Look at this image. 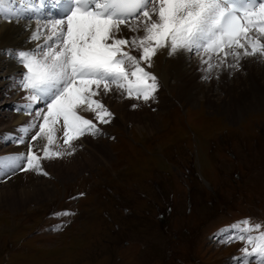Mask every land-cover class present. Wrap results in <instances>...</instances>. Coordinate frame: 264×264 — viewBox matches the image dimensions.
Returning a JSON list of instances; mask_svg holds the SVG:
<instances>
[{
  "label": "snow or ice",
  "instance_id": "6c2138e0",
  "mask_svg": "<svg viewBox=\"0 0 264 264\" xmlns=\"http://www.w3.org/2000/svg\"><path fill=\"white\" fill-rule=\"evenodd\" d=\"M0 19L35 24L34 48L0 50L24 69L8 79L27 101L15 110L31 117L9 137L26 148L0 155V183L18 172L50 177L46 161L104 135L100 125L115 119L105 97L135 101L132 109L156 102L160 84L147 69L161 51L198 57L205 80L240 71L247 58L264 60V0H0ZM222 235L243 244L234 264H264V224L246 218Z\"/></svg>",
  "mask_w": 264,
  "mask_h": 264
},
{
  "label": "rangeland",
  "instance_id": "374dc122",
  "mask_svg": "<svg viewBox=\"0 0 264 264\" xmlns=\"http://www.w3.org/2000/svg\"><path fill=\"white\" fill-rule=\"evenodd\" d=\"M255 59L247 61L253 66L256 65ZM212 75L215 77L216 73ZM202 76H199V81L203 80L204 88L199 89L195 104L174 99L173 102L181 105H172L163 115H156L147 109L155 116L156 123L152 130L145 131L140 128L136 119L129 120L116 112L114 122L117 124L110 127L112 131L119 132L116 142L108 143L101 139L92 141L83 148L98 156L95 147H105L108 155L98 162L82 161L84 168L77 170L75 176L53 170L61 164V168L79 165L73 164L70 157H67L48 163L50 172L56 178L54 180L32 173L13 177L12 179H16L28 174L30 179L33 177V181L20 187L19 195L23 198L21 202L18 200L16 210L0 202V264H159L165 246L167 250H174L170 252L175 254L177 260H182V252L187 244L186 250L193 253L195 241L188 236L207 230L210 217L219 225L227 220H239L250 213L261 215L264 211V103L260 108L245 112L236 122H231L222 113L225 94L223 91L217 92L221 87L224 88V83H221L224 81L223 77L218 79V85L214 84V88L206 89L212 82L205 81ZM228 80L233 82L234 78ZM224 82L227 83V80ZM1 89L0 87V93ZM173 91L176 96V90ZM165 93L168 96V87ZM206 94L213 97L218 105L217 109L207 105ZM4 100L6 98L1 100V104ZM4 114L5 112L0 113V121ZM3 120V123H7L8 118L4 117ZM132 122L133 129L130 130L128 124ZM80 156L83 155L77 153L72 157ZM199 167L204 179L200 177L201 181L196 185L199 191L197 200L195 192L191 211L186 213L185 187L182 182H178H185L183 175L194 174ZM90 172H95L91 181L99 191V200L94 205L82 202L81 209L86 213V218L65 233L39 235L37 230L46 208L66 196L67 188H70L69 191L90 194L89 188L85 186L88 180L80 179ZM56 175L67 177L59 178ZM179 175H182V179L175 180ZM196 178L193 177V180ZM74 181H77L78 186ZM159 184L163 191L177 192L171 194V197L174 209L180 210L170 218L173 219V226L167 240L154 223L155 206L152 202L160 198ZM188 185L192 190L195 187L190 181ZM209 185L216 187V191L213 189L214 193L209 192ZM39 187L48 188L50 193L41 197L36 194ZM203 189L206 194L202 193ZM142 191L146 195L140 197L138 194ZM124 195L130 200L127 201ZM123 196L125 202L122 201ZM146 196L149 201L144 199ZM121 203L126 205L129 212L121 210ZM136 209H142L143 218L136 219L135 215L140 213ZM105 213L110 214L111 219ZM112 218L119 227L122 224L121 233L113 232ZM209 231L210 228L207 232ZM186 238L189 242L185 241ZM121 239L133 241L136 248H120L118 242ZM168 241L171 242L167 244ZM228 251L231 254L230 249L203 250L202 257L209 264H221V259L228 255Z\"/></svg>",
  "mask_w": 264,
  "mask_h": 264
},
{
  "label": "bare ground",
  "instance_id": "6f19581e",
  "mask_svg": "<svg viewBox=\"0 0 264 264\" xmlns=\"http://www.w3.org/2000/svg\"><path fill=\"white\" fill-rule=\"evenodd\" d=\"M26 28L28 29V25H26V23L24 22L20 21L18 23L17 22L9 23L6 20L5 22H3V20L0 19V49L23 44L24 42L27 41V39L29 40V36L31 34L29 36L28 34H25V32H28ZM32 48L34 47L29 46V49ZM3 56L4 55L0 54V87L2 89L7 82V78L11 73V69H16L14 64L10 61H6ZM255 60H256L255 63L256 65L253 64V66L248 61L244 62V65H246V69L242 67V70L240 71L229 70L231 71V73L225 72L220 74V78L223 77V80L224 81L227 80V83L222 81L221 83H224L223 84L224 86L222 85L224 88L221 87V89H218L217 92L223 91V93L225 94L221 106L222 113L225 114L231 122H236L238 118L241 115H243L245 112L263 106L264 62L259 61L257 58ZM153 67L158 75L159 84H162V87L159 90V98L161 99V102L159 103L160 110L162 108L164 109L170 102V98L166 96L167 94L165 93L167 87L169 94H171L173 90H176L177 94L176 96H174L175 99L177 98L176 101H186L189 104L196 103L198 99L199 89L202 90V88H204V83H202L203 80L202 82L199 81L201 78V77L199 78V76L205 75V73L200 70L201 66L198 57L193 58L189 53H184L182 55L178 53L175 56H169L167 55L166 51H161L155 57ZM228 78L231 80L234 78V81L229 82ZM215 79L216 78L213 76V78L210 79L211 81L205 80L208 82L209 81L212 82L210 87H207L206 89L213 87L214 84L218 85V79L216 80ZM172 81H174L173 84L170 83ZM169 83L171 84L170 86H168ZM206 98H207V105L209 107H212L213 109L218 108V105L216 104L212 96L210 97L208 94H206ZM105 99L111 102L110 104L115 109L114 110L115 112L121 113L122 116L125 115V117L129 118V120L136 119L137 120L136 122L139 123L141 129L145 131L153 129L156 123V121L154 120L155 116L152 115L150 111L147 110V108H138L137 110H132L130 107H127V105L131 104V101L122 100L119 98L111 99L108 97H105ZM9 101H10L9 98H6V101L4 100L5 104H7V102ZM127 111H129V113ZM5 114L3 117H1L0 123L1 122L3 123L4 117L8 118L7 122L9 121V117L7 113ZM95 150L96 153H98V156L94 154V152L91 153V150L89 152L88 150L86 151L82 149L78 153L83 156L76 158L70 157L69 160L73 164L75 165L79 164L76 165L75 167L67 168L64 166V168H61L63 167V165L61 164L60 166H55L53 170H56L57 172L60 173L65 172V175L72 176L76 174L75 172H77V170H79L80 168L82 170V168H84L82 165L83 163L82 161L85 160L86 162L87 160H91L92 162H98L100 161L101 158L105 159V157L108 155V151L106 150L105 147L102 148L95 147ZM226 158L229 157L226 156ZM66 177L64 176L59 178H66ZM23 181L25 182L23 183ZM32 181H33V177H31L30 179L28 174H26L16 179H11V181H9L6 184H0V202L1 203L4 202L3 204H6L7 207L16 210L18 206L17 205L18 200H20L21 202L23 198V197L21 198L19 195L21 193L20 187H22V185H27L28 183H32ZM37 193L41 197H44L48 195L50 191L48 188L40 189L39 187V190L36 191V194Z\"/></svg>",
  "mask_w": 264,
  "mask_h": 264
}]
</instances>
